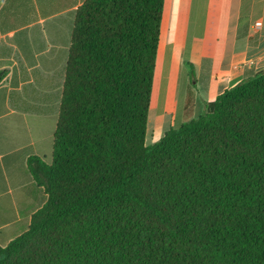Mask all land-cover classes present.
<instances>
[{
	"label": "trees",
	"instance_id": "trees-1",
	"mask_svg": "<svg viewBox=\"0 0 264 264\" xmlns=\"http://www.w3.org/2000/svg\"><path fill=\"white\" fill-rule=\"evenodd\" d=\"M162 7L77 9L46 200L0 264H264V72L146 145Z\"/></svg>",
	"mask_w": 264,
	"mask_h": 264
},
{
	"label": "crops",
	"instance_id": "crops-1",
	"mask_svg": "<svg viewBox=\"0 0 264 264\" xmlns=\"http://www.w3.org/2000/svg\"><path fill=\"white\" fill-rule=\"evenodd\" d=\"M85 1L0 0L2 246L24 233L45 203L27 163L52 158L74 16ZM260 72L264 0H163L145 144Z\"/></svg>",
	"mask_w": 264,
	"mask_h": 264
},
{
	"label": "rangeland",
	"instance_id": "rangeland-1",
	"mask_svg": "<svg viewBox=\"0 0 264 264\" xmlns=\"http://www.w3.org/2000/svg\"><path fill=\"white\" fill-rule=\"evenodd\" d=\"M181 92L183 91V84L185 85V83H186V81H187V72L186 73H184L183 75H181ZM179 127V125H177V126H175V128H178ZM146 145H149V144H146Z\"/></svg>",
	"mask_w": 264,
	"mask_h": 264
},
{
	"label": "bare ground",
	"instance_id": "bare-ground-1",
	"mask_svg": "<svg viewBox=\"0 0 264 264\" xmlns=\"http://www.w3.org/2000/svg\"><path fill=\"white\" fill-rule=\"evenodd\" d=\"M157 72H158V70H157ZM158 74H159V73H158ZM158 74H157V75H158Z\"/></svg>",
	"mask_w": 264,
	"mask_h": 264
}]
</instances>
